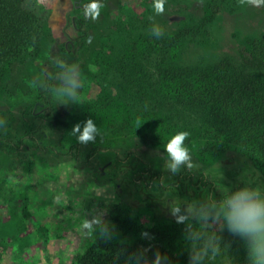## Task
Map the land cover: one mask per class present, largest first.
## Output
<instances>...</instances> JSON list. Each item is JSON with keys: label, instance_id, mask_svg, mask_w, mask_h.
Wrapping results in <instances>:
<instances>
[{"label": "rangeland", "instance_id": "374dc122", "mask_svg": "<svg viewBox=\"0 0 264 264\" xmlns=\"http://www.w3.org/2000/svg\"><path fill=\"white\" fill-rule=\"evenodd\" d=\"M201 1L166 0L164 15L157 16L152 0H101L104 7L99 18L91 19L88 33L81 35L78 20L84 14L82 5L89 0H45L42 5H37V0H26V7L39 18L38 45L10 59L0 71V120L5 122L0 126V264H83L86 254L105 239L98 234L85 236L80 224L100 210L115 228L109 241L134 245L148 239L142 233L147 232L151 239L157 233L163 239L162 247L171 250L177 259L189 257L185 225L165 211L161 215V210L149 203L139 208L131 206L114 181L122 180L123 165L133 158L130 151H137L153 164L155 172L163 173L162 185H154L151 191L167 209L171 204L183 208L210 196L198 190L193 194L182 185L168 190L183 170L173 175L165 168L163 145L175 133L160 132L152 115L133 116L131 120L119 99L127 78L122 62L126 55L122 58L120 50L130 45L131 38L112 53L103 50L102 40L117 30L126 34L138 27L142 37L149 35L145 39L152 45L162 40L153 39V22L165 30L172 26L169 21L175 17L173 11L180 16L193 13ZM208 5L221 8L223 13L192 37L183 54L187 61H233L235 55L226 58L234 52L229 46L232 39L264 35V7H241L238 0H212ZM140 33L133 31L131 37L137 38ZM79 36H83V45L76 59L75 39ZM101 49L104 58L98 59ZM157 56L152 51L145 63L153 82L148 83L151 94L146 103L160 111ZM56 58L79 68L81 88L75 102L62 104L54 95L58 83L55 76L61 71L54 63ZM104 72L107 76L102 79ZM178 110L165 108L175 117ZM89 118L100 129V135L94 143L81 145L70 133L74 125L83 126ZM193 119L196 122V117ZM132 127L134 132L130 133ZM221 141L226 139L219 135L200 134L191 141L187 138L185 146L199 173L205 168H221L220 160L228 153L216 150L215 145ZM243 181V187H251ZM218 185L212 196L217 201L239 189L223 179ZM213 230L221 251L215 260L205 263L249 264L244 239L233 236L226 227L221 230L214 226Z\"/></svg>", "mask_w": 264, "mask_h": 264}, {"label": "trees", "instance_id": "16d2710c", "mask_svg": "<svg viewBox=\"0 0 264 264\" xmlns=\"http://www.w3.org/2000/svg\"><path fill=\"white\" fill-rule=\"evenodd\" d=\"M209 2L212 0H202L195 5L193 13L184 16L173 11L175 17L169 21L172 26L165 27L160 37L162 40L157 43L150 45L151 42L145 39L149 35L142 37L136 27L130 33L126 31L124 34V31L117 30L116 34L105 37L108 39L102 40V47L107 53H112L131 38L130 45L120 50L122 58L126 55L122 62H125L123 67L127 78L119 94L131 120L133 116L148 114L158 121L160 132L167 131L173 135L187 131L190 141L200 134L219 135L226 139L225 142L217 143L220 147L215 145L216 150L228 152L220 160L219 170L205 168L199 173L198 167L193 171L183 169L169 191L182 185L188 192H208L212 197L219 188L218 181L223 179L238 188H243V180H247L251 187L264 192V35H247L244 40L238 38L240 41L232 39L229 46L234 52L226 54V58L235 55L233 61H187L183 54L192 37L223 13L221 8L208 5ZM38 21L37 15L26 7V0H0V71L10 59L38 45ZM90 21L84 14L78 20L81 35L88 33ZM133 31L140 33L137 38L131 37ZM81 37L75 39L76 59L83 45ZM152 51L158 54L155 65L160 79L157 84L159 102L162 104L160 111L146 103V98L151 94L148 93V87L151 88L148 83L153 82L149 76L151 70L145 63ZM102 54L105 53L101 49L97 58L103 59ZM106 76L104 72L102 79ZM170 106L179 107L178 116L166 113L165 108ZM182 106L184 108H180ZM193 117H196V122ZM133 129L129 132H134ZM116 153L119 152L116 150ZM131 155L132 161L123 165L122 180L114 181L115 185L131 206L139 208L149 203L161 210V215L163 211L170 214L160 197L152 195L151 191L154 185H162L163 173L155 172L153 164L137 151H130ZM240 167L242 171H238ZM162 241L157 233L152 234L151 240L146 239L134 245L102 240L86 254L83 264H129L132 253L149 246L151 250L146 253L149 261L159 251L161 255L167 256L169 264H189V257L184 261L177 259L171 250L162 247Z\"/></svg>", "mask_w": 264, "mask_h": 264}, {"label": "clouds", "instance_id": "9594fccd", "mask_svg": "<svg viewBox=\"0 0 264 264\" xmlns=\"http://www.w3.org/2000/svg\"><path fill=\"white\" fill-rule=\"evenodd\" d=\"M44 2L45 0H37V5ZM238 3L241 7H264V0H238ZM165 4L166 0H152L155 15H164ZM82 7L86 19L96 20L104 5L101 0H89ZM150 32L156 38L163 35L162 27L155 22ZM54 63L61 70L55 76L58 81L53 89L55 97L60 99L62 104L75 102L81 88L78 66L69 65L59 58H56ZM4 123L0 120V126ZM70 135L76 137L79 144L87 145L96 141L100 129L89 118L83 126L80 123L74 125ZM189 135L187 131H179L163 145L167 156L165 168L173 175L182 169L193 171L196 167L189 148L185 146ZM169 211L178 224L185 225V239L190 244L189 264H205L206 260H215L220 254V241L213 230L214 226H219L221 230L226 227L233 236H239L247 242L249 264H264V192L259 188L245 186L229 192L219 201L208 197L202 202L189 203L183 208L181 204H171ZM80 231L85 236L98 234L100 238L109 240L113 237L115 228L105 219V211L100 210L95 212L91 219L85 218L81 222ZM142 237L151 239L147 232L142 233ZM150 250L151 246L132 253L129 256V264H169L167 256L161 255L159 251H156L154 259L149 261L146 253Z\"/></svg>", "mask_w": 264, "mask_h": 264}]
</instances>
